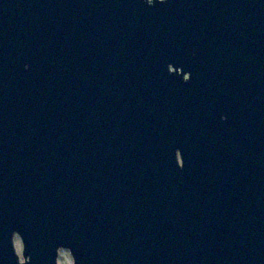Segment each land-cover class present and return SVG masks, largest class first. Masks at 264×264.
<instances>
[{"label": "water", "instance_id": "1", "mask_svg": "<svg viewBox=\"0 0 264 264\" xmlns=\"http://www.w3.org/2000/svg\"><path fill=\"white\" fill-rule=\"evenodd\" d=\"M59 249L264 264V0H0V264Z\"/></svg>", "mask_w": 264, "mask_h": 264}, {"label": "rangeland", "instance_id": "2", "mask_svg": "<svg viewBox=\"0 0 264 264\" xmlns=\"http://www.w3.org/2000/svg\"><path fill=\"white\" fill-rule=\"evenodd\" d=\"M13 242H14L15 251L18 254L20 260H22V256H21L22 244L20 238L17 235H15ZM57 264H73L72 257L67 249H59Z\"/></svg>", "mask_w": 264, "mask_h": 264}]
</instances>
